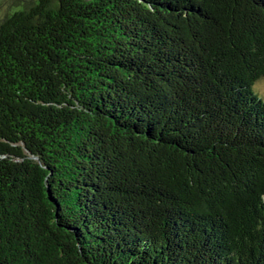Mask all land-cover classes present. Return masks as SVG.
I'll list each match as a JSON object with an SVG mask.
<instances>
[{"label":"trees","instance_id":"16d2710c","mask_svg":"<svg viewBox=\"0 0 264 264\" xmlns=\"http://www.w3.org/2000/svg\"><path fill=\"white\" fill-rule=\"evenodd\" d=\"M261 78L264 0H6L0 264H264Z\"/></svg>","mask_w":264,"mask_h":264},{"label":"rangeland","instance_id":"374dc122","mask_svg":"<svg viewBox=\"0 0 264 264\" xmlns=\"http://www.w3.org/2000/svg\"><path fill=\"white\" fill-rule=\"evenodd\" d=\"M5 4H6V0H0V16H2L4 12ZM253 90L264 101V78L257 80V82L253 87Z\"/></svg>","mask_w":264,"mask_h":264}]
</instances>
